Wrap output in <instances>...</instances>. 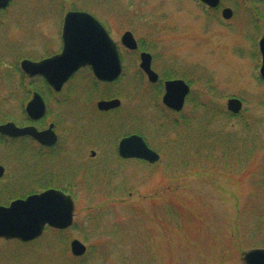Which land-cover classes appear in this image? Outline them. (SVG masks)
I'll return each instance as SVG.
<instances>
[{"label": "rangeland", "instance_id": "374dc122", "mask_svg": "<svg viewBox=\"0 0 264 264\" xmlns=\"http://www.w3.org/2000/svg\"><path fill=\"white\" fill-rule=\"evenodd\" d=\"M224 7L234 11L228 21L199 0H13L0 11L1 77L9 76L16 58L58 51L67 11L95 16L123 58L124 76L109 94L130 93L137 75L144 86L140 116L127 120L126 133L139 131L161 158L154 165L119 167L108 157L90 173L80 171L70 187L73 225L28 244L0 240V264H244V252L264 248V0H223ZM27 15L31 24L12 21ZM127 31L138 52L122 46ZM141 51L153 56L161 78L190 83L180 115H170L162 90L141 77ZM0 93L9 98L0 101L3 108L19 115L20 94L13 97L3 86ZM234 98L243 103L237 116L227 108ZM133 104L125 103L127 110ZM68 133L64 126V146L78 148ZM96 134L103 137L104 131ZM81 159L90 161L88 149ZM70 176L61 178L67 184ZM31 188L41 189L40 183ZM73 240L86 245L84 255L72 254Z\"/></svg>", "mask_w": 264, "mask_h": 264}, {"label": "flooded vegetation", "instance_id": "af4514ba", "mask_svg": "<svg viewBox=\"0 0 264 264\" xmlns=\"http://www.w3.org/2000/svg\"><path fill=\"white\" fill-rule=\"evenodd\" d=\"M12 2L13 0H11L5 8H0V11H8ZM222 3L223 0H221L220 4L215 8H211L206 4L203 5L209 9L210 12L221 11L223 17V11L226 8H222ZM74 11L81 10L71 9L67 11L63 17V23L65 16L69 12ZM26 13L21 12V15ZM28 18L29 15H27V20L15 19L12 21L15 25L19 26L22 24H31ZM0 24L5 25V22H1ZM9 24L10 23L7 25ZM62 49L63 40L61 37V47L57 49L58 51L49 52L47 55L35 60L31 58H16L15 60L18 61L14 65L15 67H13V65L8 66V69H10L8 71L10 73L9 76H0L1 88L2 86L6 87L13 97L17 96V94H20V97H22V99L19 97L17 99L21 111L20 114L17 115L15 112H12L9 107L3 108L5 103H1L2 100L6 101L9 98L2 97L0 93V129L1 127L13 124L18 129H33L36 133L40 134L51 130L54 134L52 139L55 137L54 143L49 145L32 134L17 135L14 134V132L5 133L0 130V207H8L15 201L26 200L30 196L42 194L48 190L62 191L75 199V195L72 190H70V187H74L73 183L75 180L81 178L79 172L83 171L84 174L90 173L95 168L104 164L106 161L105 159L108 157H115L119 167L130 162L153 165L143 159L124 158L119 151L122 140L133 135L142 137L148 144L146 138L141 133H138L139 131H134L129 134L126 133L128 128L127 120H129V118L133 119L134 116H140L137 111L138 108H141V103H143L142 95L144 86L142 80L138 78L139 75L136 76L137 78L135 77L131 80L129 85L130 93H127L125 89L124 92L118 91L111 95L109 93L112 86H118L124 76V67L122 68L120 77L113 82H105L97 79L90 67L81 68L67 80L61 90H55L47 79L41 75L30 77L23 73L21 64L24 60L41 62L60 54ZM138 51L139 44L137 50L130 52L135 53ZM142 53L144 52L141 51L139 54V72L142 78L145 77L147 79L150 87L160 89L159 91L162 90V103L166 92V82L182 80L191 88L190 83L185 81V79L161 78L159 73L153 69V56L149 53L152 56L151 68L159 77L157 82H150L146 73L141 69ZM3 72L5 73V70L3 71L1 69L0 74ZM10 75L11 79L9 81L8 78ZM191 91L185 103H187ZM37 95L43 103L38 100V103H35V106L31 107V102L35 100ZM114 100L119 101L120 105L118 107L109 110H103L99 107V103L101 102H110ZM129 101L134 104L130 107V110H127L125 103ZM7 104L9 105V103ZM163 106L170 112V115L173 116L180 115L184 110L176 112L167 108L165 105ZM64 126L69 130L67 134L68 139H70L69 142L73 143L78 148H72V145L71 148H66L64 146ZM98 130L104 131L103 137L96 134ZM106 145H108L109 148L105 147ZM93 146L100 147L101 149H99L102 153ZM148 146L151 148L149 144ZM82 149L89 150L90 161L83 162L81 159ZM100 154H102V161L98 164L95 162V159L97 156H100ZM73 165L74 167L72 168ZM63 174L72 175L67 180V184L63 182L61 178ZM54 179H57V184L53 183ZM34 181L40 183L41 189L35 188L34 191L32 190L31 185ZM49 181H52V183L48 184ZM66 230L46 228L43 234H45L46 231L62 232ZM40 238H42V236L35 241ZM0 240L7 242L17 241L20 243L16 239L6 240L0 238Z\"/></svg>", "mask_w": 264, "mask_h": 264}, {"label": "water", "instance_id": "95a60500", "mask_svg": "<svg viewBox=\"0 0 264 264\" xmlns=\"http://www.w3.org/2000/svg\"><path fill=\"white\" fill-rule=\"evenodd\" d=\"M11 0H0V8H5ZM208 6L215 8L221 0H201ZM233 11L226 8L223 17L231 19ZM63 49L54 57L41 62L24 60L21 64L23 73L27 76L41 75L47 79L55 90H61L67 80L78 70L90 67L95 77L101 81L113 82L122 73V61L117 44L104 26L92 15L85 12H69L63 25ZM122 45L131 50H137L138 44L131 32H126L121 39ZM262 55L261 77L264 79V36L260 43ZM152 56L141 54V69L146 73L149 81H158V75L151 68ZM163 104L176 112L183 110L186 98L191 89L182 80L165 83ZM38 95L31 103V107L38 103ZM41 101V100H40ZM41 103H43L41 101ZM120 105L118 100L101 102L99 107L109 110ZM243 103L239 99L228 102V110L239 114ZM5 133L14 132L17 135L32 134L42 142L51 145L53 132L36 133L33 129H18L13 124L1 127ZM120 154L124 158L143 159L150 164L160 161V155L146 144L138 135L122 140L119 146ZM75 203L70 195L62 191L48 190L42 194L33 195L26 200H18L8 207H0V238L31 242L39 238L46 227L65 230L73 225ZM87 247L79 240L71 243L72 254L80 257L86 253ZM244 264H264V249H254L243 253Z\"/></svg>", "mask_w": 264, "mask_h": 264}]
</instances>
